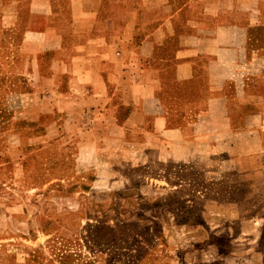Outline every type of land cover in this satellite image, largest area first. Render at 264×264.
<instances>
[{"label":"crops","instance_id":"1","mask_svg":"<svg viewBox=\"0 0 264 264\" xmlns=\"http://www.w3.org/2000/svg\"><path fill=\"white\" fill-rule=\"evenodd\" d=\"M1 90L76 168L114 145L264 174V0H0Z\"/></svg>","mask_w":264,"mask_h":264},{"label":"rangeland","instance_id":"2","mask_svg":"<svg viewBox=\"0 0 264 264\" xmlns=\"http://www.w3.org/2000/svg\"><path fill=\"white\" fill-rule=\"evenodd\" d=\"M1 94L0 264H264V174L114 145L76 168Z\"/></svg>","mask_w":264,"mask_h":264}]
</instances>
